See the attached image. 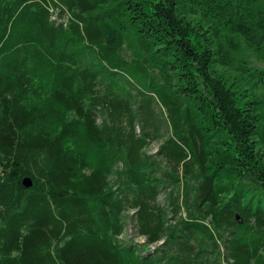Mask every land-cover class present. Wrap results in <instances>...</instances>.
Listing matches in <instances>:
<instances>
[{
	"label": "trees",
	"instance_id": "obj_1",
	"mask_svg": "<svg viewBox=\"0 0 264 264\" xmlns=\"http://www.w3.org/2000/svg\"><path fill=\"white\" fill-rule=\"evenodd\" d=\"M240 41L264 59V0H0V264H264V105L217 70Z\"/></svg>",
	"mask_w": 264,
	"mask_h": 264
},
{
	"label": "rangeland",
	"instance_id": "obj_2",
	"mask_svg": "<svg viewBox=\"0 0 264 264\" xmlns=\"http://www.w3.org/2000/svg\"><path fill=\"white\" fill-rule=\"evenodd\" d=\"M240 43V49L233 55L234 65L230 67L218 66V73L224 77L228 85L233 84L236 89L249 90L248 94L259 97L264 105V84H262L254 75V70H264V59L260 58L253 50L248 49L244 42L240 41ZM243 68H247L251 71L244 72ZM153 108L156 116V120L153 123V126H155L158 136L154 139H151L150 145L145 149V152L149 156L157 157L156 159L158 160V162L162 163V166L168 169V161H166L163 154H158L162 150V147L166 144V142L173 137L172 128L168 120V115L164 111V109H161L158 105H154ZM148 129H150V131H154V128L152 126ZM165 200L166 193H162L159 201L161 204L166 205ZM132 215L133 213L131 212L128 213L126 217L128 227L125 234L121 237V240H123L124 242H132L138 245H145V238L139 237L136 233L135 222L131 217ZM154 247L155 246H149V249L153 250Z\"/></svg>",
	"mask_w": 264,
	"mask_h": 264
},
{
	"label": "water",
	"instance_id": "obj_3",
	"mask_svg": "<svg viewBox=\"0 0 264 264\" xmlns=\"http://www.w3.org/2000/svg\"><path fill=\"white\" fill-rule=\"evenodd\" d=\"M22 184L26 189H30L33 186V181L31 178L26 177L23 179ZM237 219H239V217H237Z\"/></svg>",
	"mask_w": 264,
	"mask_h": 264
},
{
	"label": "built area",
	"instance_id": "obj_4",
	"mask_svg": "<svg viewBox=\"0 0 264 264\" xmlns=\"http://www.w3.org/2000/svg\"><path fill=\"white\" fill-rule=\"evenodd\" d=\"M53 12H54V11H53ZM53 19H54V20H56V19H57V17H54Z\"/></svg>",
	"mask_w": 264,
	"mask_h": 264
}]
</instances>
